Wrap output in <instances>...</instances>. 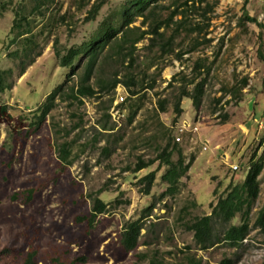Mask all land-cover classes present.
Listing matches in <instances>:
<instances>
[{"label": "rangeland", "instance_id": "rangeland-1", "mask_svg": "<svg viewBox=\"0 0 264 264\" xmlns=\"http://www.w3.org/2000/svg\"><path fill=\"white\" fill-rule=\"evenodd\" d=\"M98 1L52 0L41 9L44 14L34 13L30 23V57L34 61L20 76L19 60L8 57L22 46L11 25L15 8L21 7L27 14L32 3L10 0L0 7V69L11 70L8 88L0 93V102L6 105L5 113L0 114V264H25L29 255V264H53L54 259L62 264H133L138 254H143L140 264H148L151 258L161 264H190L189 258L199 259L200 264H217L222 258L232 259V264H263L264 235L253 223L257 211L264 208V168L249 213L250 228L239 246L221 239L200 249L186 224L208 214L209 203H215L230 182L242 181L252 155L264 156V61L257 54L259 48L264 52V27L258 39L255 23H247L246 32L236 25L244 10L264 26V0H218L205 36L210 38L209 43L185 53L181 60L165 58L159 73L154 72L155 66L146 70V81L155 78V86L135 98L140 107L131 122L127 120L129 101L119 106L126 91L117 84L114 91L82 98L80 104L57 100L49 117L32 131L23 118L31 116L30 110L63 82L70 69L58 64L54 48L63 54L67 48L90 39L103 24L119 26L122 22L120 15L127 0H104L93 19L85 21L91 5ZM140 19L134 18L130 26L140 25ZM14 37L17 39L11 44ZM147 42L144 38L135 45V73L150 59L151 52L144 48ZM197 58L209 66L202 100L194 107L184 98L176 119V123L184 120L196 127L195 132H186L177 141L185 162L189 155L194 159L174 196L158 197L165 189L160 180L165 166L156 173V181L146 195L139 178L154 170L158 161L134 173L131 170L138 158H153L156 146L164 144L156 131L155 101L171 94L167 83L172 76L176 80L182 77L179 72L189 76ZM128 69L114 62V57L105 62L102 59L91 83L95 87V78H107L112 73L123 77ZM243 77L250 87L242 89L241 100L229 99L226 94L216 101L223 86ZM75 80L74 75L69 82ZM117 106L121 113L113 117L112 107ZM106 112L109 119L104 116ZM172 114L169 106L165 113L158 112L157 118L175 133ZM104 122L115 124L108 137L107 155L100 151L106 136L97 137ZM75 123L79 127L67 139L76 138L73 151L77 157L63 166L56 157V144L64 136L55 137L51 128H68ZM202 140L207 141V148H203ZM176 157L173 152L172 160ZM230 165L238 169L232 170ZM89 194H96L109 205L91 225L86 219L91 206ZM149 204L154 207L150 216L142 219L138 246L127 251L120 242L123 223L141 217ZM231 223H239V216ZM214 227L221 238L222 225L214 222Z\"/></svg>", "mask_w": 264, "mask_h": 264}, {"label": "trees", "instance_id": "trees-1", "mask_svg": "<svg viewBox=\"0 0 264 264\" xmlns=\"http://www.w3.org/2000/svg\"><path fill=\"white\" fill-rule=\"evenodd\" d=\"M9 1L0 0V7H5ZM30 1L32 6L27 14L22 12L23 8H15V17L11 25V32L14 31L15 36L21 38L22 46L20 50H14L11 54H8V57L12 58L14 56L19 60V76L34 61L33 57H30L32 49L30 44L33 43L30 27L31 16L34 13L44 14L41 9L47 8L49 3L52 2V0ZM126 3L121 11L122 22L119 26L105 23L98 30L94 31V35L90 39L78 46L67 48L63 54H60L54 48V55L58 59V64L70 69L63 82L48 93L35 109L30 110L31 116L23 118L25 122L27 121L29 129L36 131L40 128L41 124L44 123L51 111L56 107L57 100L80 104L82 103V98H89L99 93L114 91L117 84H121L126 91L125 100L119 106L129 101L128 104L126 103L127 120L131 122L140 107V104H137L135 100L139 99L141 92H145L147 89H152L155 86V78H152L149 82L146 81V77L148 76L146 70L155 66L154 72L159 73L164 65L162 61L165 58L173 56L174 59L181 60L185 53L198 49L200 44L210 42V38H206L205 36L211 24L212 15L215 6L218 4V0H127ZM103 4L104 0L94 2L84 20H92ZM136 17L141 18L140 25L130 26ZM247 23H255L257 25L256 35L260 39L263 33V24L257 22L253 16H249L243 10L237 18L236 25L240 30L246 32ZM17 37L11 38L10 43L13 44ZM144 38L148 41L144 48L151 52L150 59L145 64L144 69L135 73L134 66L136 65V59L133 58L135 45ZM177 48L179 50H176ZM103 52L105 54H102ZM257 54L264 61L263 50L257 49ZM38 55L37 53L36 56ZM111 57H114V62L120 65L125 64V68L129 69L124 72L123 77H117V73H112L107 78L98 76V78H95L96 86L94 87L91 80L95 76L97 66L101 63L102 59L105 62ZM208 71L209 66H204L201 58L195 59L190 68L189 76L184 75L182 72L177 74L182 76L178 80L175 79V76H172L167 83V89L171 88V94L156 99L154 108L156 112V131L162 135L164 144L156 146L157 153L153 158L147 160L138 158L131 170L134 173L158 161L157 167L154 170L147 172L139 178V181L144 185L142 189L144 194L148 195L150 193L156 181V173L160 170L161 166H165L166 169L160 175V180L165 184V189L158 196L160 198L166 195L174 196L178 192L181 179L187 175V170L194 157L193 155H189L188 160L185 162L184 155L175 141L172 129L164 126L158 120L157 113H165L170 106L173 113L172 123L174 124L181 113V101L184 98L190 99L193 106L197 107L204 94V85L206 84ZM74 75L76 76V80L69 82L70 77ZM10 76L11 70L9 68L0 69V93L8 88ZM246 86L250 87L245 77L239 81L225 85L222 87L221 95L216 101L219 102L226 94L229 95V99L241 100L243 95L242 89ZM262 86H264V76L262 78ZM5 111L6 105L0 102V114H4ZM104 116L106 119H109L107 112ZM100 126L97 137L106 136L105 144L101 146L100 151L107 155L110 152V146L107 143L108 137L113 134L111 131L115 124L108 125L107 122H104ZM78 127L79 124L75 123L68 128H51L55 137L60 134L64 136V139L56 144V157L60 165H70L77 157V153L73 151V143L76 138L67 139V137L71 131ZM82 146L83 149L81 151L84 150L85 144ZM173 152L177 153L175 160H172ZM263 168V154L257 157L252 155L248 160L247 170L242 181L240 183L230 182L223 193L217 196L215 203H209L210 212L208 214L194 217L186 224V229L192 231L193 239L200 249L211 247L220 242L221 239L226 244L237 247L245 239L250 228L249 213L259 192V175ZM213 192L215 193L216 190ZM88 198L91 201V206L86 219L88 225H91L97 215L107 212L109 205L96 194H89ZM153 207V204H149L144 208L141 217L123 223L120 242L125 250L133 251L138 246V239L141 235L140 230L143 229L142 219L150 216ZM237 215L239 216V223H231L232 219ZM214 222H219L222 225L221 238L217 230H215ZM253 226L264 235V208H260L257 211ZM142 256L143 254H138V259L133 264H140L138 260ZM30 260L31 257L29 255L25 264H29ZM188 262L190 264H200V260L194 258H189ZM232 263V259L222 258L217 264ZM53 264L62 263L54 259ZM148 264H161V262L156 260V258H151Z\"/></svg>", "mask_w": 264, "mask_h": 264}, {"label": "built area", "instance_id": "built-area-1", "mask_svg": "<svg viewBox=\"0 0 264 264\" xmlns=\"http://www.w3.org/2000/svg\"><path fill=\"white\" fill-rule=\"evenodd\" d=\"M119 100L123 101V97L119 96ZM112 111H114L113 114L111 113L113 117L116 115H120V113H121L118 106L116 108L112 107ZM173 127L175 128L174 135H175V141L176 142L180 140L181 135H183L184 133L196 131L195 126L191 125L190 123H188L184 120H181L180 122H177V123L175 122ZM201 143L203 144V148H207V141L202 140ZM230 167L232 170L238 169L237 165H230Z\"/></svg>", "mask_w": 264, "mask_h": 264}]
</instances>
